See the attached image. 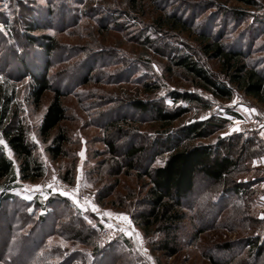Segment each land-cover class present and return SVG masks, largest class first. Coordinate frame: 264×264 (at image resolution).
I'll return each instance as SVG.
<instances>
[{"label": "rangeland", "instance_id": "1", "mask_svg": "<svg viewBox=\"0 0 264 264\" xmlns=\"http://www.w3.org/2000/svg\"><path fill=\"white\" fill-rule=\"evenodd\" d=\"M7 2L9 7L5 9L4 0H0V26L3 27V31H0V71H4L6 77L12 79L8 86L14 92V106L27 128L28 141L35 146L34 154L43 165L44 176L35 182L20 181L18 162L12 154L9 159L10 151L8 148L5 150L2 145L8 159L12 164L15 162L13 166L17 182L13 187L9 185L11 183L0 182V195L11 194L17 203L7 204L0 210L8 215L6 221L0 216V253L4 250L0 254V262L59 264L63 260L75 258L78 262L74 264H81L79 260L83 256L88 263L95 260L93 264H103L100 260L111 258L92 257L94 247H108L113 243L109 250L116 256H121V260L130 258L133 264H210L209 258L229 262L234 260L235 264H264V253L258 256L245 243L248 239L256 238L261 242L264 238V219L260 218L264 213V136L261 135L264 132V106L240 92H235L230 100H219L198 90L195 93L206 101L208 109L182 101L174 104L169 98L170 92L193 91L180 71L174 70L171 74L166 72L169 52L173 49L191 52L214 74H218L219 66L216 61L200 55L199 44L194 35L172 30L168 26L160 28L155 22L166 14L176 15L194 28L199 27L204 33L223 36L226 45L231 48L250 51L251 59L264 69V0H256L257 7H248L230 0ZM240 12L244 17L241 20L237 18ZM30 23L40 29L28 32L25 26ZM27 37L39 44L46 42L45 37H52L58 44L54 56L49 58L52 61L49 77L53 87L67 93L62 99L66 120L59 125V130L66 133L69 141L64 147L66 156L56 160L50 158L46 148L57 131H53L45 141L38 136L43 114L53 93L47 92L36 106L31 98V79L24 77L19 80V76H16L20 72V66L15 55L27 63L34 62L39 69L43 68V54L39 45H29L25 41ZM4 77L0 76L1 82H4ZM145 83L154 84L158 89L152 93H144ZM135 99L160 102L169 110L181 107L189 111L165 132L149 117L131 113L127 104ZM233 99L237 101L235 105L231 104ZM100 101L102 103L98 105ZM110 101L113 102L111 107ZM120 107L117 112L107 113L105 118L101 116L108 108ZM245 108H254L256 113H247ZM121 116L128 118V124H124L122 128L135 134V138L119 136L103 128L106 123ZM209 118L219 121L221 129L202 141L203 144H215L218 140L225 141L234 136H239L240 141H251L252 152L243 163L245 167L233 177L234 181L245 185L244 191L233 195L227 191L232 188L231 181H228V186L223 187L211 184L201 176L197 177L194 193L184 201L185 219L174 233L177 254L170 257L158 250V243L164 239L161 232L146 237L134 223L137 213L147 211L145 199L150 180L140 176L143 172L137 168L131 169L122 152L124 147L136 145L144 146L147 154L154 148L149 142L165 139L183 125ZM236 121L240 123L236 125ZM233 126H238L240 131L232 132ZM225 133L229 134L224 135ZM33 135L39 143L33 142ZM108 141L115 143V157L109 153ZM237 149H233L234 157L239 153ZM81 150L84 151L83 160L79 155ZM167 157L168 153L165 152L154 156L150 168L163 165ZM135 162L140 164L138 160ZM144 162L146 159L143 157L141 167ZM78 168L81 175L78 196L91 199L101 211L127 214L133 227L141 235L146 253L141 250L136 238L134 240L123 232L113 240L102 239L103 226L99 227L100 223L93 212L78 208L72 201L68 205L74 206L84 227L93 230L95 243L85 246L66 241L58 234L50 236L52 216L56 211L46 204L49 199L61 196L47 185L55 183L56 188L71 191L76 187ZM53 175L57 177L55 182L52 180ZM65 177L70 180L69 183L63 181ZM34 185H41L42 189L24 191L25 186L31 188ZM29 195L32 197L30 200L24 199ZM29 209L32 211L29 212ZM15 211L22 212L27 219L22 225L12 224V231L8 233L6 225ZM44 217L46 225L42 223ZM43 226L47 227L44 229ZM41 238H44L42 246ZM124 239L129 240L127 246L121 243ZM117 242L123 246L118 247ZM224 245H228L229 249H221ZM106 263L110 264V261Z\"/></svg>", "mask_w": 264, "mask_h": 264}, {"label": "trees", "instance_id": "2", "mask_svg": "<svg viewBox=\"0 0 264 264\" xmlns=\"http://www.w3.org/2000/svg\"><path fill=\"white\" fill-rule=\"evenodd\" d=\"M230 1L248 7H257L256 0ZM132 7H135V5H132ZM241 13L237 15L240 20L244 18ZM155 22L158 23L160 28L168 26L172 30H181L189 35H194L199 44L198 52L200 55L206 59L216 61L219 66L218 74H214L205 68L195 54L191 52L184 53L177 49L169 52L167 55L169 64L166 67V72L171 74L174 70L180 71L181 75L188 80L193 91L183 93L170 92L169 98L174 104L182 101L208 109L209 106L206 101L195 93L198 90L213 99L219 100H230L235 92H240L264 106V69L251 59L252 54L250 51L242 50L241 48H231L226 45L223 36H213L204 33L199 30V27L194 28L188 21L173 14H166L163 18L155 20ZM28 25L25 26L28 32L40 29L34 24L30 23ZM44 39L46 42L40 44L30 37L25 39L29 45L34 43L39 45L43 54L41 58L42 69H39L34 62L27 63L23 58H19L16 55L14 57L20 66V72L16 73V76H19L18 79L29 77L32 81L31 98L34 105L38 106L47 92L51 91L53 93V98L43 114L38 129V136L45 141L53 131H57L50 145L46 148L50 158L56 160L67 154L64 147L69 140L66 133L59 130V125L66 120V109L62 104V99L67 93L57 87H53L51 84L49 71L52 68V61H49V58L54 56L58 44L52 37H45ZM145 42L147 43V41ZM0 76H5L4 82L0 80V138L7 144L8 150L18 162L19 180L35 182L44 176L43 165L34 154L35 146L28 141L27 128L22 122L17 108L14 106V92L8 86V82L12 79L6 77V73L2 70L0 71ZM157 89L154 84H143L144 93H152ZM100 103L102 101L98 105ZM114 103L117 104V102ZM112 105L113 102L110 103V107ZM119 105L122 104L120 103ZM127 106L131 113L149 117L152 122L165 132L172 128L189 111L187 108L181 107L169 110L160 102L142 99L131 100ZM120 109L121 107L117 109L108 108V111L102 112L101 116L105 118L107 113H114ZM127 119L123 116L114 118L106 123L103 128L108 132L113 131L119 136L124 135L129 139L135 138V134L122 128L124 124H128ZM129 119L132 120V118ZM133 120L137 121L136 119ZM220 129L221 123L214 121L213 118L195 121L181 126L178 131L172 132L173 134L171 133L165 139L149 142L154 148L147 154L144 146L136 145L124 147L122 152L123 158L129 161V167L131 169L137 168L140 172H143V175L140 176L147 177L150 180V188L145 199L147 211L137 213V217L133 219L134 223L146 237L155 232H161L164 235V239L158 243V250L170 257L177 254L178 247L174 233L185 219V213L183 212V209H185L184 201L194 193L197 177L201 176L205 181L211 184H220L223 187L228 186V181H231L232 188L227 191L233 195H238L239 192L244 191L245 185L234 181L233 177L245 167L243 163L252 152L250 148L251 141H240L239 136H234L225 141L218 140L215 144L202 143V141L209 139ZM107 145L109 153L115 157V143L108 141ZM234 148H238L239 152L235 157L232 154ZM164 152L168 153L164 164L150 168V163H152L154 156ZM143 157L146 162L141 167L140 164ZM137 160L140 164H136L135 161ZM63 181L69 183L70 180L65 177ZM0 182L11 183L9 184L10 186H16L15 182H17L14 166L8 159L2 145H0ZM69 201L71 200L63 196L53 197L48 200L46 205L56 211V214L52 216V225L49 229L51 230L50 236L58 234L57 236H62L71 243L92 246L95 243L93 230L84 227V223L73 208L74 206L72 207V204L68 205ZM10 203H17L14 196L11 194L0 195V210ZM93 215L100 223L101 226L99 225V227L101 228L103 226L101 216L95 212H93ZM0 216L3 219L8 217L6 212L3 211H0ZM16 219L18 221H14ZM26 219L27 216L25 214L15 211L11 221L6 225L8 233L12 231V224L22 225ZM42 223L43 225L47 224L45 217L42 219ZM46 227L43 226L44 229ZM33 229L35 230V228ZM199 231L201 232V230ZM44 238H41L43 239L40 242L41 246L44 243ZM5 239L7 242V237ZM128 242V239L121 241L124 246H127ZM245 243L248 247H251L252 251L255 250L258 256L264 253V238L261 242L258 238L248 239ZM122 244L117 242L118 247ZM109 245L111 246L98 248L99 250L94 247L93 251L95 253L92 254V257L111 258V260H100L103 261V264H108L106 261H110V264H133L128 257L121 260V256H116L112 250H109L113 243ZM221 249L228 250L229 248L228 245H224ZM3 252L4 250L2 249L0 254ZM107 254H109V257H107ZM81 259L79 260L81 264H93L95 261L91 260L88 263L85 260L86 257L83 256H81ZM76 261L74 258L68 261L63 260L59 264H74ZM209 262L210 264H235L234 260L229 262L228 260L217 261L210 258Z\"/></svg>", "mask_w": 264, "mask_h": 264}, {"label": "snow or ice", "instance_id": "3", "mask_svg": "<svg viewBox=\"0 0 264 264\" xmlns=\"http://www.w3.org/2000/svg\"><path fill=\"white\" fill-rule=\"evenodd\" d=\"M3 7L5 9H7L9 7V4L7 2V0H4L3 3ZM0 31H3V27L0 26ZM153 67L155 68L156 66L153 65ZM163 95V94H162ZM237 103V101L235 99L232 100L231 104L235 105ZM245 112L250 113V114H255L256 113V109L254 108H245L244 109ZM206 117H201V119H205ZM240 122L236 121L235 124L238 125ZM232 132H238L240 131V128L238 126H233L231 128ZM229 133H225L224 135H228ZM262 136H264V132L261 133ZM32 140L34 143H39V141H37L35 135L32 136ZM83 142V140H82ZM0 145H3V147L5 148V150H7V144L4 142V140L2 138H0ZM41 152H43V149H41ZM81 159L83 160L84 158V151L81 150V152L79 153ZM11 152H9V159H11ZM262 162H264V158H262ZM15 162L13 161V164ZM254 164L256 163L255 161L253 162ZM77 176H76V187L74 189H72L71 191H66L63 189H58L55 187V183H51L48 184L47 187L49 189H51L53 192L58 193L60 196L66 197L69 200L72 201V203L74 205H76L78 208H81L84 211L87 210H91L92 212L98 213L101 217H106L108 218L106 221H102L106 224V227L108 229H113L116 228L118 231L123 232L124 235L128 236V237H133L135 236L136 240L138 241L140 248L143 252H147V249L143 247V240L141 238V235L138 231H136V229L133 227L132 225V221L130 219V217L127 214H116L113 213L112 211H101L99 209V207L91 202L90 200H88L87 198H85V200L83 201V203H81V201L78 199V193H79V187H80V181H81V175H80V169H77ZM52 180L53 182H55L57 180V177L55 175L52 176ZM42 189L41 185H34L31 188H29L28 186H25L24 191L28 192V191H40ZM32 197L29 196H25L24 199H28L30 200ZM32 209H29V212H31ZM261 219H264V213L261 214ZM115 223H114V222ZM93 227H95V225H93ZM63 246V245H61ZM149 259H151V257H149ZM0 264H2V262H0Z\"/></svg>", "mask_w": 264, "mask_h": 264}, {"label": "built area", "instance_id": "4", "mask_svg": "<svg viewBox=\"0 0 264 264\" xmlns=\"http://www.w3.org/2000/svg\"><path fill=\"white\" fill-rule=\"evenodd\" d=\"M78 197H79V200H82V201L85 200V198H84L82 195H79ZM87 199H88V198H87ZM88 200H90V201L92 202L91 199H88ZM97 214H98V213H97ZM104 219H105V221H106L108 218H106V217H102V221H104ZM102 224H103V229H102V231H101V237H102V239H104V240H113L114 238H116V237L121 233V232L118 231L116 228L108 229V228L106 227V224H105L104 222H102ZM132 238L135 240V237H132Z\"/></svg>", "mask_w": 264, "mask_h": 264}]
</instances>
